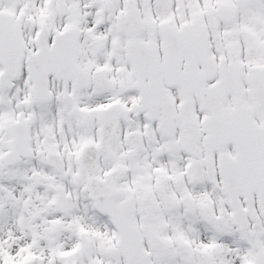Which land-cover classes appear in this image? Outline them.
Wrapping results in <instances>:
<instances>
[{"label":"snow or ice","instance_id":"obj_1","mask_svg":"<svg viewBox=\"0 0 264 264\" xmlns=\"http://www.w3.org/2000/svg\"><path fill=\"white\" fill-rule=\"evenodd\" d=\"M0 264H264V0H0Z\"/></svg>","mask_w":264,"mask_h":264}]
</instances>
